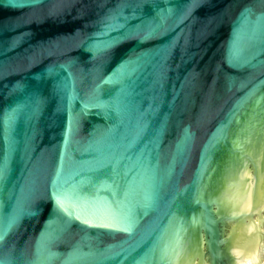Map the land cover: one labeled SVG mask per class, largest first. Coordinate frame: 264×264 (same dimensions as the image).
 <instances>
[{
    "label": "water",
    "instance_id": "1",
    "mask_svg": "<svg viewBox=\"0 0 264 264\" xmlns=\"http://www.w3.org/2000/svg\"><path fill=\"white\" fill-rule=\"evenodd\" d=\"M231 251L263 262L264 0H0V264Z\"/></svg>",
    "mask_w": 264,
    "mask_h": 264
},
{
    "label": "flooded vegetation",
    "instance_id": "2",
    "mask_svg": "<svg viewBox=\"0 0 264 264\" xmlns=\"http://www.w3.org/2000/svg\"><path fill=\"white\" fill-rule=\"evenodd\" d=\"M234 225L233 224H230V223H228L227 224V226H226V230H227V232H225L226 233V237H230V235H231V227H233ZM239 233V232H238ZM235 236V235H234ZM234 238V237H233ZM239 238H241L242 240L244 239L243 238V236H239ZM242 242H244V241H242ZM233 244V243H232ZM239 244V243H238ZM234 245V244H233ZM239 248V247H238ZM230 254H231V260L235 263V264H239V256H234V254H233V252L231 251L230 252ZM263 256H264V253H263ZM262 259H263V257H262ZM210 257H209V255H207V264H210Z\"/></svg>",
    "mask_w": 264,
    "mask_h": 264
},
{
    "label": "rangeland",
    "instance_id": "3",
    "mask_svg": "<svg viewBox=\"0 0 264 264\" xmlns=\"http://www.w3.org/2000/svg\"><path fill=\"white\" fill-rule=\"evenodd\" d=\"M262 264H264V256H263V262H262Z\"/></svg>",
    "mask_w": 264,
    "mask_h": 264
}]
</instances>
